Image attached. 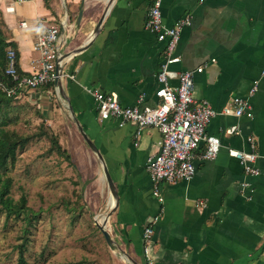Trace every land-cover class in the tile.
I'll use <instances>...</instances> for the list:
<instances>
[{"label": "crops", "instance_id": "crops-1", "mask_svg": "<svg viewBox=\"0 0 264 264\" xmlns=\"http://www.w3.org/2000/svg\"><path fill=\"white\" fill-rule=\"evenodd\" d=\"M149 4L150 0H24L8 11V0H0V10L24 74L39 68V52L34 49L39 24L60 27L63 54L93 38L85 49L67 55L64 94L55 83L28 91L38 95L46 110H64L62 103L66 104L69 115L74 113L103 153L119 200L107 228L124 264L146 263V227L153 229V264H264V0H163L167 26L185 17L191 20L181 30V60L172 68L204 66L194 75V97L207 99L217 111L207 131L219 137L221 146L215 158L204 159L202 142L190 180L158 183L162 200L154 194L146 169L148 157L161 149V132L148 126L139 133L135 122L121 126L116 118H101L93 92H116L125 106L161 102L156 89L164 43L145 26ZM256 80L259 88L249 99L250 114L222 112L235 97H247ZM170 82L176 85L178 80ZM51 99L59 108L52 109ZM232 126L238 132H227ZM249 136L255 137L258 175L247 173L230 153L250 151Z\"/></svg>", "mask_w": 264, "mask_h": 264}, {"label": "rangeland", "instance_id": "rangeland-1", "mask_svg": "<svg viewBox=\"0 0 264 264\" xmlns=\"http://www.w3.org/2000/svg\"><path fill=\"white\" fill-rule=\"evenodd\" d=\"M19 96L10 103L6 128L30 140L17 149L4 176L12 179L14 202L26 197L29 214L8 216L0 204V264H23L19 245L26 240L25 264H124L96 224L111 210V191L69 107L62 103L64 110L53 112L33 91ZM50 105L59 108L52 99ZM50 135L59 138L72 162Z\"/></svg>", "mask_w": 264, "mask_h": 264}, {"label": "built area", "instance_id": "built-area-1", "mask_svg": "<svg viewBox=\"0 0 264 264\" xmlns=\"http://www.w3.org/2000/svg\"><path fill=\"white\" fill-rule=\"evenodd\" d=\"M24 0H8V11H14V4ZM163 0H150L147 9L145 26L156 34L157 39L164 43V54L161 67L157 73L159 83L156 96L161 99L157 105H122L116 92H106L99 88L93 89L99 115L103 119L116 118L123 126L128 122H135L140 133L145 127L157 128L162 136L163 143L159 152L147 159L146 169L154 182V194L162 200L158 189L161 181L175 182L190 180L196 171L195 159L197 149L202 142L206 143V149L202 155L204 159L215 158L220 150L219 137L209 134L207 126L217 111L207 99H195L194 75L201 72L204 66L196 70L179 71L172 65L180 62L181 57L177 53L181 30L190 25L189 17L180 19L175 26H167L163 20ZM26 27V22H21ZM34 49L39 52L37 59L39 68L30 74H21L17 67V53L15 49H7L8 64L6 75L11 77V82L0 80V89L9 97H17L24 91L38 89L47 83H55L59 76L57 65L62 68L66 57H63V40L60 35V27L56 24L41 23L35 33ZM264 73V71H263ZM64 70L62 78L64 77ZM74 77V75H72ZM176 78L178 83L172 85L170 79ZM259 88L256 80L251 86L247 97H235L231 105L223 108L222 112L241 116L250 114V98ZM227 132H238L237 126L227 129ZM251 145L250 151L231 149L230 153L237 157L251 175L260 174V170L254 165L258 153L254 136L248 137ZM153 229L146 227L144 247L146 255L145 264H153L149 243ZM264 248V246H263Z\"/></svg>", "mask_w": 264, "mask_h": 264}, {"label": "trees", "instance_id": "trees-1", "mask_svg": "<svg viewBox=\"0 0 264 264\" xmlns=\"http://www.w3.org/2000/svg\"><path fill=\"white\" fill-rule=\"evenodd\" d=\"M6 22L3 19L2 12L0 10V80L11 82V77L6 75L5 70L8 64L7 60V49L12 47L17 53V67L21 74H24L18 64V52L16 46L13 42L9 41V37L6 30ZM48 87L54 86V83H47ZM16 97L7 96L0 89V204L1 208L7 210V215L16 216H27L29 214V209L26 206V197L22 196L18 202H14L10 195L12 179L10 177H5L4 174L9 170L10 164H12L16 159V152L19 147H24L30 140L29 136H23L15 131H10L6 128V125L10 123L9 108L11 106L12 100ZM53 142V146L58 150L59 153L65 155V157L72 162L71 154L66 148H64L59 138L56 135H50ZM31 224V220L30 223ZM27 240L19 245L20 261L25 264L26 260L24 257V252L26 250Z\"/></svg>", "mask_w": 264, "mask_h": 264}, {"label": "water", "instance_id": "water-1", "mask_svg": "<svg viewBox=\"0 0 264 264\" xmlns=\"http://www.w3.org/2000/svg\"><path fill=\"white\" fill-rule=\"evenodd\" d=\"M112 0H110L111 2ZM106 13V11H104L102 17L100 18V20L98 21L96 27L94 28L93 32H92V35H96L98 32H99V28L103 22V19H104V14ZM82 15H83V10L80 11V14H79V17H78V23H80L81 21V18H82ZM93 39V38H92ZM91 39V40H92ZM91 40H89L86 44L82 45L79 47V49H76V50H73L71 51L70 53H67V54H63V57H67V55H71L73 53H76V52H79L83 49H85L89 43L91 42ZM57 70H58V74L59 76L57 77L56 81H55V85H57L58 87V90L64 94V90H63V79H62V74H63V68H62V65L61 64H58L57 65ZM73 116L75 117L74 113L72 112ZM75 119V122L77 124V127L79 129V131L81 132L83 138L85 139V141L87 142V144L89 145V147L97 154L99 160L101 161L102 163V167H103V172H104V176H105V179L108 183V186L110 188V191H111V195L115 198V203L114 205L111 206V210L104 215V220L102 222L100 221H97L96 224L97 226L100 228V230L102 231L107 243L111 246H113L115 244L114 240H113V237L109 231V229L107 228V222L109 221V218L110 216L112 215V213L116 210L117 206H118V203H119V200H118V193H117V190H116V186H115V183H114V180L112 178V175L107 167V164L105 162V159H104V156H103V153L101 152V150L99 149V147L95 144V142L90 138V136L87 134V132L85 131L84 127L81 125V123L76 119Z\"/></svg>", "mask_w": 264, "mask_h": 264}, {"label": "bare ground", "instance_id": "bare-ground-1", "mask_svg": "<svg viewBox=\"0 0 264 264\" xmlns=\"http://www.w3.org/2000/svg\"><path fill=\"white\" fill-rule=\"evenodd\" d=\"M114 203H115V198L112 195H110V197H109L110 206L114 205ZM103 220H104V216L100 219V222H102Z\"/></svg>", "mask_w": 264, "mask_h": 264}]
</instances>
